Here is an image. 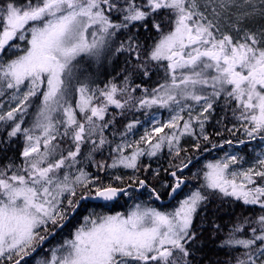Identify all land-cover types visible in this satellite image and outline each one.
<instances>
[{
  "label": "snow or ice",
  "instance_id": "snow-or-ice-1",
  "mask_svg": "<svg viewBox=\"0 0 264 264\" xmlns=\"http://www.w3.org/2000/svg\"><path fill=\"white\" fill-rule=\"evenodd\" d=\"M113 10L121 14L119 23H113L105 14ZM161 10H166L165 19L170 25L167 32L156 18ZM257 15L264 19V0H259V5L257 0H205L203 9L201 0H145L140 4L124 0L123 5L113 0H21L20 5L0 0V57L7 56L9 49L20 50L14 58L0 60V95H4L5 88L13 90L12 98L17 101L0 114V121L12 122L7 133L9 141L21 133L26 141L22 164H9L0 170V264L3 260L21 264L25 256L66 226L82 202L93 200L106 205L120 195H129L125 187L97 183L83 168L74 177L67 171L62 179L59 175L61 170L79 163L77 157L86 136H93L98 127L108 126V105L123 109L128 104V99L122 102L117 98L118 93L127 91V76L123 88L110 83L100 90L103 101L95 105L94 93L89 94L88 85L79 79L77 58L88 55L99 59L105 37L115 34L110 29H147L150 21L151 28L160 34L143 60L141 46L134 44L132 37L126 47L122 44L116 51L135 53L134 60L130 57L132 69L144 76L149 75V61H168L171 82L152 89V95L138 103L142 107L159 105L174 114L168 122L153 128L154 133H164L155 143L147 132L141 137L150 150L137 146L125 155L124 147L117 146L114 151L119 156L113 157L109 165L99 164L100 169H137L139 157L155 156L165 143L179 155L181 137L194 135V123L203 135L204 123L221 99L225 106L234 102L233 115L247 122L245 131L249 137L259 135L264 140V28L253 31L247 27ZM225 26L236 36L225 31ZM89 29H94L91 41L87 38ZM17 40L26 46L21 49ZM177 69L186 71L178 78ZM73 88L79 94L75 108L82 120L69 102ZM33 97L40 99L37 120L31 129L22 128L23 115L18 121L17 114L26 112ZM195 106L199 107L198 114H194ZM185 111L188 119L181 115ZM61 112L63 120L58 118ZM58 125H63L62 134ZM134 127L135 123H129L127 131ZM166 128L174 131L165 133ZM36 129L40 130L38 134ZM58 135L70 139L74 150L70 147L67 155L61 152L57 157L59 145L53 142ZM204 139H208L207 135ZM92 143L96 150L106 140L101 135L99 144L95 140ZM195 147L199 148V143ZM190 163L191 160L181 162L178 171ZM236 163L238 157L230 156L207 164L201 189L264 209V183L255 179L264 181V158L258 159L260 170L249 167L230 171L229 165ZM178 171L169 173L175 182L164 185L169 196H174L185 183ZM137 182L140 188H148L144 179ZM201 189L188 194L171 212L142 209L140 205L126 217L90 212L72 238L51 249V258L40 264H189L191 253L187 245L196 239L194 218L209 199V194ZM150 191L155 199H161L155 188ZM256 223L258 229H252L251 238L237 239L235 233L242 231V226L237 225L222 241L221 247L245 250L235 258V264H264V214Z\"/></svg>",
  "mask_w": 264,
  "mask_h": 264
},
{
  "label": "trees",
  "instance_id": "trees-1",
  "mask_svg": "<svg viewBox=\"0 0 264 264\" xmlns=\"http://www.w3.org/2000/svg\"><path fill=\"white\" fill-rule=\"evenodd\" d=\"M5 2H9V0H5ZM12 2L17 5L21 4V0H12ZM25 2H27V0H25ZM113 2L123 5L124 0H113ZM136 2L140 4L145 2V0H136ZM165 11L166 10H161L156 18L162 22L163 31L167 32L170 25L165 19ZM105 14L109 15L113 23H119L121 20V14L115 10L111 13L106 11ZM115 15L117 16L116 18ZM113 32L115 34L108 37L109 39H106L102 56L99 59L88 55L77 58L78 68L80 70L79 79L88 85L91 90L89 94L94 93L95 98L92 103L95 105L103 101V98L99 96L100 90L105 89V86L110 83L115 84L118 88H123L126 83L125 76H127V91L123 94L118 93L117 98L122 102L128 99V104H126L123 109H117L114 105H108L105 121H109L110 123H108L107 127H98L93 136H86L85 142L82 144L83 146H81V154L77 157L79 163H77L73 169L78 172V169L83 168V170L89 174V177L97 183L101 181L104 183L111 182L115 185L128 188L127 191L129 195L127 197L123 195L119 200L106 205L92 202L82 203L79 211L72 217L68 224L47 242L34 257L23 260L21 264L34 263L33 261L36 257L47 259L48 252L53 244H59L66 239L69 235V230L71 231L81 223L84 214L91 210L101 214L120 211L126 212L136 200L139 202L145 200L146 203L144 206H153L159 210L171 208L176 204V201L182 198L189 190L201 189V185L203 184L201 180L203 170L201 163L204 160L215 159L222 154V151L217 149L219 144L227 141L238 143L247 139V137H245V131H242V127H239V124L244 126L245 121L238 120L233 115V108L235 107L234 102L231 106H225L224 101L221 99L214 105L208 120L205 121L203 135L199 134L197 140L194 138L190 143H185L186 145L180 148L181 151L179 155L164 151L160 156L151 158L143 156L137 162L138 168L134 169V176H130L126 179L122 178L120 180L111 178V174H115V172L100 169L98 167L100 163L97 160H109L108 164L111 163L112 158L110 159V153H112L114 148L119 146L122 141L126 144H131L132 148L134 147V143H136L138 140L137 138L140 136V134H138L140 124L138 125V123H140L141 120L145 122L148 116L160 110L165 116L163 107H158L156 105L142 107L139 105L138 101L144 98L147 93H151L152 89L159 88L161 84L166 82H171V74L167 70L166 61H149L147 66L149 75L144 76L142 72H135L132 69L130 57L131 60H134L135 53L116 51L122 44L126 47L129 43V37H132L133 43H139L141 46V59H145L148 50L157 42L160 36L155 29L151 28L150 21L147 29L141 26H131L129 29H120L119 31L114 29ZM180 73L181 72L176 73L178 78ZM137 85H139V87L146 86L147 92L139 90ZM75 93V88H73L70 96L71 101H74L73 98L75 97ZM129 97H131V99ZM30 99L31 103L27 107L26 112L17 114V116L23 115L22 128H27L32 122L31 118L40 105L39 98L33 97ZM236 115H239V110H237ZM77 118L79 120L83 119L80 113L77 114ZM96 123L103 125L104 121H96ZM129 123H135V127L130 132L127 131V125ZM11 124L12 122L9 121L0 130V170L6 169L9 164L19 166L23 162L21 153L26 141L22 133L9 141L7 133L10 130ZM97 132L100 133L98 140H100L101 135H103L106 143L98 149L93 150V144L90 143L92 140H97ZM204 135H207V140L204 139ZM53 143L59 145L56 153L57 157L61 152L67 155V150L70 147L74 150L72 141L68 138H61V135H58L57 140ZM197 143H199V148L195 147ZM138 146H142V141H140ZM239 147L241 148H239L238 151L247 162L254 160L252 155L253 151L248 150V145ZM89 156H91L90 159ZM197 158L198 160L193 162ZM188 160H191L192 164L183 172L178 171L177 166L180 165L181 162L187 163ZM242 162L246 163L245 161ZM145 169H147V171H145ZM16 170V168H12V171ZM171 171H178V175L185 178L186 182L182 191L173 202L167 206H160L153 198L150 189L155 188L161 194L160 200H165L169 189L165 188L164 185H171L175 182L174 178L169 174ZM138 179H144L148 188L137 191L140 188L137 182ZM256 179L258 183H264L260 178ZM129 185H131V187H129ZM201 190L206 194L210 192V190L207 189ZM129 197H132L133 200L129 199ZM124 198H127V200ZM122 203H125V205L122 206ZM261 214H264V209H261L258 205H244L233 197H225L218 192L209 194V199L206 204L200 208L194 218L192 228L196 233V239L187 245L191 253L187 258L189 264H235V258L245 250L243 248L221 247L222 241L228 237V234L237 225L242 226V231L235 233L237 239L251 238L253 236L252 229H258L256 221ZM259 243L260 242L257 241V244ZM3 264H9V261L3 260Z\"/></svg>",
  "mask_w": 264,
  "mask_h": 264
},
{
  "label": "rangeland",
  "instance_id": "rangeland-1",
  "mask_svg": "<svg viewBox=\"0 0 264 264\" xmlns=\"http://www.w3.org/2000/svg\"><path fill=\"white\" fill-rule=\"evenodd\" d=\"M204 3H205V0H201V8L203 9L204 7ZM257 4L259 5V0H257ZM117 16L115 15V18ZM248 28H250L251 30L253 31H256L258 29H261V28H264V19H261L259 17V15H257V17L255 19H253L252 21H250L247 25ZM94 29H89L88 31V34H87V38L89 39V41H91L93 39L91 33ZM225 31H231L232 32V35L235 37L236 36V33L235 31H233L232 29L228 28L227 26H225L224 28ZM109 31H114V29H110ZM108 37L110 36H107L105 37V39H107ZM109 39V38H108ZM15 43L19 44L21 49L24 48L26 46V43L25 42H21L19 40L15 41ZM20 50L19 49H9L8 50V55L7 56H4V57H0V60H7L8 58H14V54H19ZM102 52H103V49H102ZM83 56V55H82ZM87 56V55H85ZM101 56H102V53H101ZM100 56V57H101ZM166 61V60H164ZM167 64H168V61H166ZM182 71H186V70H181V69H177V73L178 72H182ZM166 78V77H165ZM135 89V88H133ZM141 91L145 92V90L143 88L140 89ZM12 91L13 90H9V89H4V95H0V114H4L6 113L7 111H9L12 107H14L17 103V101L13 100L12 98ZM152 93V92H151ZM151 93H147V96L150 97L152 94ZM79 99V94L76 92L75 93V97L73 98L74 101H71L70 98H69V102L72 104L76 114L80 113L79 112V109H76L75 108V104H76V101ZM189 103H192V102H189ZM40 106V105H39ZM159 107V105H156ZM39 108V107H38ZM38 108L36 109V112L35 114L32 116L31 118V123L28 125L27 128L31 129L34 125V123L36 122L37 120V114H38ZM164 108V107H163ZM161 111V110H160ZM157 112L155 113L154 115H151V116H148L146 119H145V122H140L138 123V125L140 124V129L138 130V134H140V136L137 138L138 140L141 141V137L145 136V133L147 132L149 135L152 136V143H155L160 136L164 135V133H154L152 130L154 127H158L160 126L161 124H164L166 122H168L170 119H171V116L174 114L173 112H170L168 108H164V111H165V116L164 114L161 112ZM199 112V107L198 106H195L194 108V114H198ZM182 116H184L185 119H188V113L187 111L185 112H182L181 113ZM207 115V114H206ZM19 117L20 115L17 116V120H19ZM58 118L63 120L64 117H63V114L62 112L58 114ZM9 122V121H8ZM8 122H4V121H0V130L8 123ZM99 122V121H98ZM182 123V122H181ZM99 125V124H98ZM247 125V122L245 121L244 123V126H242V124H239V127L242 129V131H245V126ZM58 127L60 128L61 130V133L63 132V125H58ZM39 129H36V133L38 134L39 133ZM100 131V130H99ZM172 131H174V129H168L166 128L164 130L165 133H171ZM201 134V131H200V128H199V125L198 124H195L194 123V135L193 136H183L181 137V140H180V144L178 145L179 148H182L184 147L186 144L185 143H190V141H192L195 137V139L197 140V136ZM97 140H95V142L97 144H99V136H100V133L97 132ZM245 137H247V139L245 141L242 142H238V143H227V142H223L221 144H219L217 146V149H220L222 151V154L218 157H216L215 159H211V160H204L202 161L201 165L203 167V170H202V175H201V180H202V183H204L203 181V174L204 172L207 171V168H206V165L209 164V163H215L216 161L218 160H225L227 159L228 157L230 156H236L238 157V163L236 164H230L229 165V169L230 171L234 170V171H240V170H246L248 169L249 167H254L256 170H260L262 168L261 165H259L258 163V159L259 158H264V140L260 139V136L259 135H256L255 138H251L247 135L246 131H245ZM137 140V141H138ZM93 141V140H92ZM91 141L90 144H93ZM136 141V142H137ZM124 141H122L120 143L119 146H123L124 147V154L125 155H130L131 152L133 151L134 148H136L138 145L136 143H134V147L130 148V147H127L125 142L123 143ZM246 145H248V150L250 151H253V157H254V160H252L251 162H247L244 157L242 156V154L238 151L239 146H242V147H245ZM83 146V145H81ZM141 148H144L146 150H150L149 148V144L146 142V141H142V146H139ZM117 148V147H116ZM114 148V149H116ZM164 151L168 152V153H176L175 152V149H172L171 151L169 150V147L167 145V143H165L161 149L157 152V154L155 156H160ZM116 155V156H115ZM119 156V153H117L116 151L113 150L112 153H110V159L112 158V161H113V157H118ZM144 156H147V155H144ZM155 156H152V157H155ZM143 157V156H141ZM139 157V159L141 158ZM149 157V156H147ZM151 158V157H149ZM138 159V160H139ZM198 160V158H197ZM100 164H104V165H109L111 163L108 164V161L109 160H97ZM242 161H245L246 163L242 162ZM138 162V161H137ZM107 171L109 172H115V174H111V178H113V176H121L123 179H126L130 176H134L133 174H135V170L134 169H129V168H124V167H118V168H115V169H111V168H105ZM69 172L73 177L75 175H78L79 173L71 168V169H63L61 170V172L59 173L60 175V178L62 179V176H63V172ZM256 179V178H255ZM186 182V181H185ZM185 185V184H184ZM196 189H191L189 190L182 198L178 199L176 201V204H174L171 208H168V209H165V210H159L153 206H150V207H146L144 206V204L146 203L145 200H142L141 202H139L138 200H136V202L134 204H132L129 209L126 211V212H115V213H105V214H102V215H116V214H120V215H123V216H127L131 211L135 210L136 209V206L137 205H140L142 209H147V208H154L156 211H160V212H171V211H174L175 208H177L179 206V202L183 199L186 198V196L188 194H190L192 191H194ZM128 195H125V197H127ZM127 200V198H124ZM129 199L133 200L132 197H129ZM125 203H122V206H124ZM90 212H94L96 213L95 211L91 210L89 211L88 213H85V215H88ZM109 212V211H108ZM101 214V213H99ZM83 216V217H84ZM84 223V220L82 218L81 220V223H79L75 228H73L71 231L69 230V235L66 239H64L62 242H60L59 244H53V246L50 248L49 252H48V257L47 259H43L42 257H36V259L33 261L34 263H31V264H40L41 261H44V260H48L51 258V249L53 248H56L58 246H60L61 244L64 243L65 240L67 239H71L72 238V234L73 232L76 230V228L80 227L82 224ZM1 259V258H0Z\"/></svg>",
  "mask_w": 264,
  "mask_h": 264
},
{
  "label": "water",
  "instance_id": "water-1",
  "mask_svg": "<svg viewBox=\"0 0 264 264\" xmlns=\"http://www.w3.org/2000/svg\"><path fill=\"white\" fill-rule=\"evenodd\" d=\"M197 159H195L193 162H195ZM192 164V162L188 165V167L190 166ZM187 167V168H188ZM187 168H185V169H187ZM185 169H183V171L185 170ZM182 171V172H183ZM185 184V183H184ZM184 184L181 186V189L180 190H178L177 191V193L174 195V196H169V195H167V197H166V199L165 200H157V199H155V197L153 196V198L157 201V203H158V205H160V206H167V205H169L171 202H173L174 201V199L177 197V195L182 191V189H183V187H184ZM127 190H128V188H126ZM141 189H143V188H141ZM137 191H139V189L137 190ZM123 195H120L116 200H114V201H112V202H108L107 204H109V203H113V202H115V201H117V200H119L121 197H122ZM85 202H92V203H96V204H102L100 201H93V200H88V201H84V202H82V203H85ZM74 216V215H73ZM72 216V217H73ZM72 217L69 219V221L72 219ZM68 221V222H69ZM68 222L66 223V225L68 224ZM63 229V228H62ZM62 229H58L57 230V233L60 231V230H62ZM56 233V234H57ZM55 236V235H54ZM54 236H50L44 243H43V245L42 246H40L39 248H37V250L35 251V252H33V253H31V255H29V256H25L24 257V259L23 260H26V259H31L32 257H34L41 249H42V247L47 243V242H49ZM23 260H21V262L23 261Z\"/></svg>",
  "mask_w": 264,
  "mask_h": 264
},
{
  "label": "flooded vegetation",
  "instance_id": "flooded-vegetation-1",
  "mask_svg": "<svg viewBox=\"0 0 264 264\" xmlns=\"http://www.w3.org/2000/svg\"><path fill=\"white\" fill-rule=\"evenodd\" d=\"M141 88H143L144 90H147V87L146 86H144V87H139V90L141 89ZM131 89H133V88H131ZM146 92V91H145ZM140 122H142V120L140 121ZM144 189V188H143ZM142 189L141 188H139V191H141ZM110 204V203H109Z\"/></svg>",
  "mask_w": 264,
  "mask_h": 264
},
{
  "label": "bare ground",
  "instance_id": "bare-ground-1",
  "mask_svg": "<svg viewBox=\"0 0 264 264\" xmlns=\"http://www.w3.org/2000/svg\"><path fill=\"white\" fill-rule=\"evenodd\" d=\"M154 114H155V113H154ZM154 114H151V115H154ZM151 115H150V116H151Z\"/></svg>",
  "mask_w": 264,
  "mask_h": 264
}]
</instances>
